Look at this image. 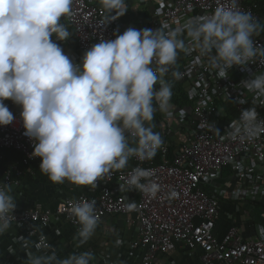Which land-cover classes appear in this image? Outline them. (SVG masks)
Segmentation results:
<instances>
[{"label":"clouds","instance_id":"1","mask_svg":"<svg viewBox=\"0 0 264 264\" xmlns=\"http://www.w3.org/2000/svg\"><path fill=\"white\" fill-rule=\"evenodd\" d=\"M99 3L105 11L100 24L127 11L126 0ZM72 5L73 0H0V125L14 120L6 99L22 106L24 135L35 141L32 156L41 158L40 170L54 183L96 188L98 178L110 179L113 172L128 166L130 158L144 161L156 156L164 140L152 121L157 110L171 114L173 83L165 77L171 71L174 80L182 79L181 72L174 70L181 52H196L195 64L206 59L218 78H227L234 66L264 58V44L254 39L264 32V24L242 10L239 0H217L212 12L188 17L183 23L175 21V27L167 22L154 30L129 27L115 39L92 45L82 64L74 63L51 38L53 34L61 41L70 37L61 18L73 15ZM241 85L254 95V103H264V72ZM205 126L221 136L214 124L201 121L200 127ZM261 135L264 120L253 106L231 121L221 139L251 144ZM155 175L153 169L137 166L122 177L121 190L136 189L156 197L161 185ZM170 195L175 196V191ZM96 204L86 198L68 202L67 210L79 225L74 236L78 248L98 228ZM16 207L12 185H0V235L10 229ZM135 207V203L128 205L129 210ZM257 230L264 237V225ZM34 246L38 251L51 248L43 237ZM95 261L90 250L64 258L53 250L28 252L26 264Z\"/></svg>","mask_w":264,"mask_h":264},{"label":"built area","instance_id":"2","mask_svg":"<svg viewBox=\"0 0 264 264\" xmlns=\"http://www.w3.org/2000/svg\"><path fill=\"white\" fill-rule=\"evenodd\" d=\"M137 1L140 8L149 12L144 22L133 23L119 16L108 24H100L105 11L99 0H73V15L61 18V23L71 32L74 45L72 52L67 54L64 50L65 54L74 63L82 64L84 53L102 39H115L129 27L154 30L163 22L175 27V21L183 23L188 17L212 12L217 3V0ZM239 6L264 24V0H239ZM51 38L59 41L55 34ZM254 39L257 44H264V32ZM196 55V52H181L174 69L182 74V79L176 81L186 85L194 96L192 114L171 102V114H163L160 120L159 133L164 145L156 156L144 161L130 158L128 166L113 172L110 179L98 178L96 188L80 186L79 192L61 196L54 208L19 203L21 194L15 190L31 178L35 173L33 166L39 168L41 158L32 156L35 141L24 135L22 108L15 109L10 98L4 101L14 120L9 125H0V158H4L6 150L15 149L22 159L9 161L0 173V185H12L17 207L10 228L17 227L22 234L11 235L13 243L0 253V264H26L28 252L50 254L54 250L64 258L70 252L86 251L78 247L69 252L62 249L66 241L65 226L76 233L79 228L67 210L68 202L83 198L96 200L99 225L109 216L122 215L130 229L126 235L99 239L87 249L97 258L94 264H158L161 255L173 250L183 260L180 263L171 258L168 264H191L193 260L199 264H264V237L257 230L258 225H264V206H260L264 203V159L261 158L264 135L251 144L221 139L231 121L238 119L245 108L255 106L259 119L264 120V103H254V95L241 85V81L264 72V58L257 57L246 66H234L227 78H218L206 59L203 64L193 62ZM165 78L168 80V74ZM241 99L246 102L240 103ZM231 107L236 111L232 117ZM205 120L214 124L221 136L207 126L201 128V121ZM137 166L155 171L153 179L161 185V191L156 197L140 191V198L131 202L129 195L134 189L122 191L120 185L125 183L122 177H127ZM222 174H228L230 182L217 183L215 180ZM173 190L175 196L170 195ZM132 203L136 207L129 210ZM223 219L229 225L220 235L219 224ZM54 222L64 226H58L55 236H50L48 230ZM42 237L51 248L38 251L34 245ZM117 239L122 243L117 245ZM17 246L22 249L16 250ZM9 248L14 252H9Z\"/></svg>","mask_w":264,"mask_h":264},{"label":"crops","instance_id":"3","mask_svg":"<svg viewBox=\"0 0 264 264\" xmlns=\"http://www.w3.org/2000/svg\"><path fill=\"white\" fill-rule=\"evenodd\" d=\"M132 1L133 0H131V4H132ZM56 43H58L63 48V50L66 51L67 54H70L74 47L73 39L71 35L67 40H63V41L59 40ZM14 108L21 109L22 106L15 103ZM152 123H154L156 126L154 131L159 132L160 127H161L160 120L154 119ZM34 171L35 173L31 175V178L28 181H26V183L22 187L15 190L16 193L21 194V199L19 201L21 205L39 204L41 206L54 208L57 200H59L61 196L77 193L80 190V186L72 184L68 181H65L64 183L66 187L68 188L69 192H67L68 194L63 193L62 187H60L59 185H54L50 180L40 178V175L37 173V171L36 170ZM230 179L231 177L228 174L227 175L222 174L221 178H218L215 181L217 183L221 181L230 182ZM61 224L62 223L59 224L57 222H54L52 226L50 227V229L48 230V234L50 236H55V229ZM228 225H229V221H227L226 219H223L220 222L219 231H218L220 235H222L226 231ZM61 226H64V225L62 224ZM129 230L130 229L126 222L125 216H122V215L121 216H109L105 218L102 224L98 225V228L95 234L93 235V237L86 244L82 245L79 248H83L87 250L91 248L94 245V243L98 241L99 239H103V238H106L112 235L113 236H116L119 234L126 235L129 232ZM64 232L66 235V241L62 244V249L64 251L69 252V250L73 249L74 247L77 248L76 245L78 241L74 239L76 232H74L70 228V226H65ZM20 234L22 233L17 227H12L7 232H5L3 235H0V253H2L5 247L13 243L12 236H18ZM20 249H22L20 246L16 247V250H20ZM67 255L69 254L67 253ZM171 258L176 259L180 263L183 260L180 257L179 252L177 250H173L168 255H161L158 261V264H168ZM191 264H199V263L193 260Z\"/></svg>","mask_w":264,"mask_h":264},{"label":"trees","instance_id":"4","mask_svg":"<svg viewBox=\"0 0 264 264\" xmlns=\"http://www.w3.org/2000/svg\"><path fill=\"white\" fill-rule=\"evenodd\" d=\"M137 0H133L132 4L131 1H129L126 4L127 11L124 15L120 16L125 21H131L133 23H138L141 20L144 22L149 17L148 10L140 8V6L137 3ZM168 80L173 83V96L171 99V102L177 106L179 109H184L189 115L192 114V107L194 102V96L190 93L189 89L186 87V85L180 84L178 81L174 80L171 73H168ZM231 117L236 114V111L234 108L231 107L230 111ZM163 116V113L159 110L156 111L154 114V119L161 120ZM172 150V148H171ZM174 150V148H173ZM22 154L19 151H16L15 149H8L5 151L4 158H0V173L6 168L9 161L14 160H21ZM34 169L37 171V173L40 175V178L50 180L49 177L44 174L40 168L33 166ZM51 181V180H50ZM52 182V181H51ZM54 185H59L63 188V193L68 194L69 192L68 188L66 187L65 183L58 184L52 182ZM139 190L134 189L132 193L129 195V200L131 202H136L140 196H139ZM260 206H264V203L261 202Z\"/></svg>","mask_w":264,"mask_h":264}]
</instances>
